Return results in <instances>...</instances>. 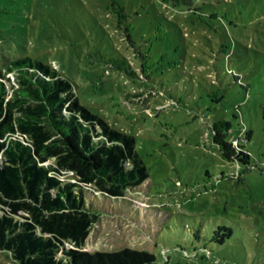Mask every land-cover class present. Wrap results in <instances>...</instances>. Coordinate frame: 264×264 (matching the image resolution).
I'll use <instances>...</instances> for the list:
<instances>
[{
  "label": "rangeland",
  "instance_id": "obj_1",
  "mask_svg": "<svg viewBox=\"0 0 264 264\" xmlns=\"http://www.w3.org/2000/svg\"><path fill=\"white\" fill-rule=\"evenodd\" d=\"M195 6L0 0V68L22 55L57 68L81 103L135 136L148 167L122 196L84 188L99 217L82 249H146L153 264H264V0ZM100 55L125 56L137 76ZM220 119L229 159L212 140ZM0 264L19 263L0 249Z\"/></svg>",
  "mask_w": 264,
  "mask_h": 264
},
{
  "label": "trees",
  "instance_id": "obj_2",
  "mask_svg": "<svg viewBox=\"0 0 264 264\" xmlns=\"http://www.w3.org/2000/svg\"><path fill=\"white\" fill-rule=\"evenodd\" d=\"M163 2L198 9L195 0ZM120 11L117 23L123 27L128 15L122 6ZM99 60L137 76L123 55H100ZM5 69L0 68V249L19 264H153L155 255L146 249H82L99 217L86 206L84 188L96 184L118 197L149 175L135 136L81 103L72 81L51 64L22 55ZM10 73L16 86L8 84ZM211 131L221 155L229 159V122L215 120ZM239 152L245 153L239 160L249 157Z\"/></svg>",
  "mask_w": 264,
  "mask_h": 264
},
{
  "label": "built area",
  "instance_id": "obj_3",
  "mask_svg": "<svg viewBox=\"0 0 264 264\" xmlns=\"http://www.w3.org/2000/svg\"><path fill=\"white\" fill-rule=\"evenodd\" d=\"M9 76H10V82L8 83L9 86H10V84L16 86L17 85V80H16V77H15V74L14 73H10Z\"/></svg>",
  "mask_w": 264,
  "mask_h": 264
}]
</instances>
